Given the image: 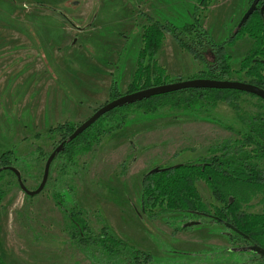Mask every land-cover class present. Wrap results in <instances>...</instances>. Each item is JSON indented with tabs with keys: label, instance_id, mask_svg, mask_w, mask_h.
Instances as JSON below:
<instances>
[{
	"label": "rangeland",
	"instance_id": "374dc122",
	"mask_svg": "<svg viewBox=\"0 0 264 264\" xmlns=\"http://www.w3.org/2000/svg\"><path fill=\"white\" fill-rule=\"evenodd\" d=\"M251 1L212 0L205 10L196 0H0V258L5 264L107 262L95 245L91 260L69 238L68 220L53 200L58 193L73 195L95 236L106 226L129 247L151 255L153 264H264L259 255L241 250L220 224L203 220L175 232L177 215L140 207L147 173L219 158L246 137L238 118L264 119V103L249 95L233 99L238 113L225 103L198 115L165 110L136 116L109 134L103 130L114 129L126 112L103 117L72 148L73 157L54 158L43 191L33 197L2 168L17 170L23 186L35 191L47 159L68 132L111 102L113 80L118 95L129 94L142 34L152 22L180 27L195 9V18L220 43L236 33ZM251 47L246 36L226 47L230 81H247L241 62ZM155 58L170 79L190 80L204 70L169 34ZM195 186L212 214L219 204L204 182ZM65 200L62 208L70 211L72 202ZM242 208L263 213L264 193ZM127 258L118 264H127Z\"/></svg>",
	"mask_w": 264,
	"mask_h": 264
},
{
	"label": "trees",
	"instance_id": "16d2710c",
	"mask_svg": "<svg viewBox=\"0 0 264 264\" xmlns=\"http://www.w3.org/2000/svg\"><path fill=\"white\" fill-rule=\"evenodd\" d=\"M196 2L200 8L206 10L212 0H196ZM263 8L264 0H260L247 21L239 29L236 27V33L230 34L220 43L215 42L201 26L199 19L195 18V9L190 22L180 27L166 21L163 24L152 22L150 26L144 28L142 34V49L138 54L136 70L128 86L129 94L183 81L180 78L170 79L155 58L165 34H169L182 50L203 65L204 70L190 79L214 81H230L231 56L227 53L226 47L231 48L246 36L252 41L251 49L241 62V70L244 71L247 81L242 79L238 81L264 90ZM239 94L246 93L231 90L187 89L129 103L103 116L108 117L117 111L126 112L114 129L103 131L109 134L120 129L128 120L136 116H155L165 110H182L198 115L202 114L206 108L214 109L219 103H225L238 113L239 109L233 99ZM111 95L114 96L111 101L121 97L118 95L116 80H113L110 88ZM249 96L258 99L253 95ZM133 108L135 109L132 110ZM238 120L245 127L246 137L243 136L240 141H235L231 150H226L219 158L212 157L199 163H185L147 173L141 180L140 207L142 211L160 210L177 215L178 226L174 227L175 232L200 225L203 220L220 224L228 231L226 235L237 241L241 250L259 255V259L264 262V256L257 253V251L264 252V211L261 214H248L242 208L248 206L258 194L264 193V169L260 167V164L264 162V119L247 120L241 117ZM96 123L71 142L66 140L74 130L68 132L61 141L64 145L55 158L60 155L73 157L75 149L72 148L79 147V141L85 138ZM98 139L93 137V140L98 141ZM247 147L250 148L249 151L246 150ZM88 149L89 147L84 148L83 151ZM2 168L9 171L8 168L11 166L5 165ZM198 181L206 184L213 199L219 204L214 207L212 214L207 211L196 189L195 183ZM3 197L4 195L0 194V203ZM66 198L72 202L70 211L62 208L67 203ZM53 200L55 205L63 210L68 220V227L65 230L69 238L79 246L81 253L91 260L96 259V251L92 249L95 245L107 257V262H99V264H118L123 256L128 257L127 264H153L155 261L151 255L129 247L106 226L102 227L99 236H95L84 218V212L77 207L72 194L58 193ZM0 264H5L1 258Z\"/></svg>",
	"mask_w": 264,
	"mask_h": 264
},
{
	"label": "water",
	"instance_id": "95a60500",
	"mask_svg": "<svg viewBox=\"0 0 264 264\" xmlns=\"http://www.w3.org/2000/svg\"><path fill=\"white\" fill-rule=\"evenodd\" d=\"M260 0H253L250 4L248 10L243 15L242 19L240 20L237 29H239L251 16V14L256 10V7L258 5ZM187 89H209V90H231V91H238L242 93H246L249 95H253L257 97L258 99L262 100L264 102V90L245 83V82H239V81H214V80H204V79H190L186 81L166 84L158 87H153L145 90H141L135 93L131 94H125L121 97H119L116 100H113L111 102L106 103L105 105L98 108L91 117H89L85 122H83L80 126H78L74 132L68 137L66 142H71L74 139H76L79 135H81L83 132H85L87 129H89L94 123H96L101 117H103L105 114L115 110L116 108L126 105L129 103H134L137 101H141L144 99H149L156 96H161L173 92H178L182 90ZM64 143L59 144V146L52 152V154L49 156V158L46 161L45 167H44V173L42 177V181L39 185V187L35 191H28L23 184L20 181V175L17 170L14 168H8L9 171H11L16 178L18 179L19 186L21 190L29 197H33L41 193L45 187V184L47 182L48 178V172L50 168V164L54 160L57 153H59L63 147ZM260 255L264 256V252L257 251Z\"/></svg>",
	"mask_w": 264,
	"mask_h": 264
}]
</instances>
